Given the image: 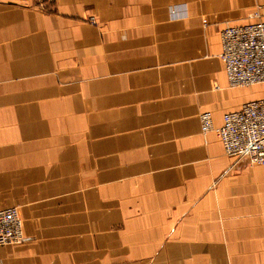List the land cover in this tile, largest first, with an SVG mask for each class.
<instances>
[{
	"label": "crops",
	"instance_id": "0c3cea01",
	"mask_svg": "<svg viewBox=\"0 0 264 264\" xmlns=\"http://www.w3.org/2000/svg\"><path fill=\"white\" fill-rule=\"evenodd\" d=\"M258 19L264 0H0V210L25 235L0 264H264V165L200 117L264 97L221 58Z\"/></svg>",
	"mask_w": 264,
	"mask_h": 264
},
{
	"label": "built area",
	"instance_id": "2783aa9c",
	"mask_svg": "<svg viewBox=\"0 0 264 264\" xmlns=\"http://www.w3.org/2000/svg\"><path fill=\"white\" fill-rule=\"evenodd\" d=\"M177 17V8L171 10ZM260 18V10L253 13ZM95 23V19L91 18ZM221 58L231 88H250L264 84V21L226 26L221 32ZM202 133L215 130L227 156L246 158L252 165H264V97L245 103L224 115L223 124L215 128L210 112L201 114ZM25 240L23 219L17 206L0 210V246Z\"/></svg>",
	"mask_w": 264,
	"mask_h": 264
},
{
	"label": "rangeland",
	"instance_id": "374dc122",
	"mask_svg": "<svg viewBox=\"0 0 264 264\" xmlns=\"http://www.w3.org/2000/svg\"><path fill=\"white\" fill-rule=\"evenodd\" d=\"M260 85H263L264 86V84H260Z\"/></svg>",
	"mask_w": 264,
	"mask_h": 264
}]
</instances>
